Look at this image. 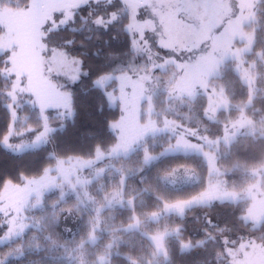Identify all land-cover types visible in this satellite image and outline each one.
I'll return each instance as SVG.
<instances>
[{"label":"rangeland","instance_id":"obj_1","mask_svg":"<svg viewBox=\"0 0 264 264\" xmlns=\"http://www.w3.org/2000/svg\"><path fill=\"white\" fill-rule=\"evenodd\" d=\"M259 2L260 0H123V11L127 12L130 17L129 25L126 28L136 37V57L151 56V64L148 67L162 66V62L173 63L168 60L172 53L165 51L166 49H174L176 52L186 50L183 51V55L180 57L182 63H178L175 68L170 67L167 72L156 73L155 75L151 71L146 72L142 70L145 61L140 59L132 62L130 69L132 75H120L118 77L121 92L116 99L121 101V106L125 110V119L112 123V125L119 126L116 130L119 131L122 128L123 134L129 138L137 135L138 125L141 123L136 119V115L140 112L142 106L140 86L145 85L149 92L153 93V85L158 83L160 87L156 88L153 93L154 102L156 104L155 98L163 97L165 103L162 109H159L156 104V111L167 112L168 119L175 121L169 132L158 135L167 136L172 134L173 131L179 137L185 139L199 135L200 140H193V143L202 145L203 152L214 155L213 167L217 170L214 179L227 181L224 176L226 170L219 164V158L225 151L224 147L230 146L241 135L264 136V120L261 119L258 122L247 113L258 92L262 90L260 84L264 80V51L252 54L257 41V29L261 26ZM84 3L85 0H32V7L29 10H18L0 5V27L2 28L0 59L5 65L3 74L11 81L9 90H15V95L18 98L14 107L19 117H21V112L25 106L36 108L30 103L34 98L51 100L53 106H60L64 103L61 85L66 82L64 80L65 76L75 74L72 58L76 55H66L64 46L58 45L56 36L63 29L69 26L73 27L80 22L76 15ZM250 3L253 5L251 8L248 7ZM73 16L76 17L74 24L71 22ZM65 25L67 26L65 27ZM141 35L146 36V40H141ZM149 46L151 51H149ZM225 47L228 48L227 56L224 62L219 65L218 74L209 77V91L212 87H215L218 91L223 87L229 100L226 106H221L218 114L223 110L231 111L233 108L237 110V114L234 119L226 124L223 137L218 138L220 143L217 148L215 144L208 142L212 138L202 135L199 129L197 133V129L187 126L183 123L184 120L178 118L179 115L188 116L192 109L189 107L188 98L185 96L184 102L181 104L177 99H172L169 102L165 99V95L168 81L173 76L183 83L200 79L209 70L210 65L207 61H201L199 64L196 61L201 57H206L209 53H213L216 59H219L220 51ZM214 49L217 51L214 52ZM68 52L70 53V51ZM157 53H159V56ZM237 65H239L240 71H237ZM76 67L78 68V64ZM231 69L241 79V73L244 70H248L250 75L255 78L251 85V88L254 89L251 102L248 99L246 102L232 104L227 93V86L223 82V76L227 75ZM157 76L160 77L158 81ZM146 77H151V81L144 79ZM242 81L249 87L250 93L249 83L243 79ZM8 91L2 92L3 97L1 100H4L5 97V106L12 103L6 94ZM197 91L199 92L198 100L204 98L207 103V97L203 91L199 88H197ZM155 118L154 116L153 119ZM18 121L19 119L16 123ZM18 127L16 125L15 131L8 132L13 137L11 144H4L13 151H20L23 145H26L29 141L14 142ZM150 137L151 134H149ZM226 138L231 142H226ZM134 148L135 152L130 154L128 158L123 155L116 158L109 151L104 155L99 154L94 159L68 160V162L64 161L62 165L58 160L57 165L49 167L52 169L50 173L47 171L48 168L40 176L25 178L24 184L20 186L7 182L3 196L0 199V202H3V210L5 213L13 211L17 214L19 219L14 227L29 223L33 227L29 229V234L23 239L14 240L12 245L6 243L4 251L15 252L23 244V256L30 257V254L37 249L41 251L46 246L56 248L55 241H57L65 253L63 264H79L81 260L84 261V264H99V260L96 259L105 254L106 250L103 254L100 253L96 259L88 261V253L93 251L90 246L85 245L82 241L74 250L67 248L65 237L70 239V237L78 236L80 216L77 214V209L83 208L84 212L89 214L88 223H94L97 219L94 215L95 210L103 205L106 211L99 219L102 224L106 221L109 222L108 219L113 216V208L118 207V205L113 202L111 208L107 207L106 201L100 198L104 195L103 187H107L109 181L115 182L113 178L114 169H131L137 165L136 153L140 151V146L134 145ZM89 160L91 161L90 164L87 163ZM60 168H62L63 175H71V183L77 185L80 191L79 198L76 196V189L70 191L71 185L63 180V175L58 173L57 170ZM102 168H108L109 175L105 176L103 180L95 182L94 186L92 184V195L90 197L87 195L89 189L85 181L95 177ZM250 173L255 179L252 180L251 178L249 184L243 188H237L236 186H230L227 181V190L230 193L240 194L239 201L244 202L247 207L244 218L252 222L254 227H258L261 223H254L248 218V207L264 199L261 196V193H264V163L252 168ZM51 175L57 176L56 183L62 185V191H44L41 189V184L47 182L48 177ZM114 188L108 190V192L113 191ZM41 196L44 203L39 206L37 201ZM71 197L78 199V202L76 201L73 207L64 210V214L59 217L58 223L62 230L61 235L64 236V242L53 237L55 231L49 235L52 240L48 239V236L43 237L44 225H50L46 215L47 205L50 204L52 207L55 205L53 208H57L65 205ZM232 198L235 199L236 197L233 196ZM25 214L28 215L27 221L24 220ZM257 214L264 215V206L259 208ZM52 219L53 223L57 224L55 223V217H52ZM147 226L141 225L138 231L149 237L163 231L165 228L169 231L173 229L160 226L156 232H151ZM87 228H89V225ZM109 230L106 228L104 232H109ZM99 238L97 236L96 239ZM72 241L76 242L79 239H72ZM250 242L244 240L238 243L235 242L236 245L234 244V248L230 250L229 256L231 259L228 263L264 264V248H261L257 242L254 246ZM105 243V247L109 249L108 245L111 242L105 241ZM194 246L195 244L191 242L189 249L182 250L187 251ZM107 251L113 253L111 250ZM153 258L154 260L155 258L165 259L162 254H157V251H155ZM106 259L109 261L110 256ZM28 261V263L32 262L31 259ZM136 262L137 264H145V261L138 260ZM39 264H42L41 260Z\"/></svg>","mask_w":264,"mask_h":264},{"label":"trees","instance_id":"obj_2","mask_svg":"<svg viewBox=\"0 0 264 264\" xmlns=\"http://www.w3.org/2000/svg\"><path fill=\"white\" fill-rule=\"evenodd\" d=\"M32 0H0L2 7H10L18 10H29L32 7ZM124 3L117 4L116 15L117 21L109 28L107 32L97 30L93 26V19L100 12H104L105 6L89 5L92 9V15H89L87 8H81L77 13V18L80 21L77 25L67 27L58 33L56 41L58 45L64 46V41H72L71 47L68 49L72 55L82 56L84 67L93 75H98L106 71L114 63H118L126 70H130L133 62V57L137 55L135 50L128 46V34L126 26L129 25L130 17L127 12L123 11ZM261 26L257 29V41L254 47V53L264 51V0H260L258 4ZM85 18L84 23L80 17ZM107 23V16L105 17ZM75 29V31H72ZM2 28L0 27V36ZM99 52V57L94 53ZM253 58L254 56L251 55ZM137 61L140 57H137ZM141 62V61H140ZM138 62V63H140ZM4 62L0 59V137L5 133L11 132L9 122L11 119L9 109L4 105V100H1L2 92L10 89L11 81L7 79L3 70ZM263 69V68H262ZM122 75H128L125 71ZM129 76V75H128ZM120 77V76H119ZM223 82L227 86L232 104L246 102L249 99V87L242 81L239 75L231 69L228 74L223 76ZM262 90L249 106L247 113L256 121L264 120V80L260 84ZM71 88V86H70ZM89 88L88 80H84L80 85H77L72 91L76 96L77 117L76 123L73 125L68 123V129L65 133L57 132L52 137V142L46 148L39 152L25 151L24 155H13V150H9L4 144L0 145V199L3 196L4 187L7 182H12L17 186L24 184L25 178L36 177L42 175L49 167L57 165V161L47 159L49 152H57L62 155L70 156L69 161L94 159L99 154H106L110 151L109 146H114L116 141L113 131H110V124L117 122L121 115L120 111L115 109L105 108L103 112H98L96 105L102 99L99 94L92 96H84L82 93ZM159 109L164 108L163 97L155 98ZM206 104V100L201 98L197 102V106L192 108L188 116L179 115L178 118L184 120L187 126L201 130V134L212 139L223 137L225 127L228 122L235 118L237 110H223L218 114L216 123H210L203 118L200 113L199 105ZM36 108L25 106L21 112V117L16 123L18 131L25 128L27 123L37 124ZM28 120L24 121L23 118ZM262 120V121H263ZM54 126L60 121L55 120ZM94 133L89 137L88 133ZM30 137L15 138L14 142L29 140ZM151 139V137L149 138ZM96 148V154H93V149ZM103 149V151L101 150ZM224 154L219 158V164L226 170L225 178L230 186L243 188L255 178L250 173L252 168L258 167L264 163V136H254L250 134L239 136L230 146L224 147ZM68 162V160H65ZM138 164V161H136ZM197 163H200L197 159ZM57 163V164H56ZM200 174L204 176L207 182V170L201 164ZM109 179V178H107ZM137 177L129 176V187L134 190L148 187V184H136ZM94 186V184H93ZM92 186V187H93ZM115 187V182H108L107 190ZM201 190V185H191L182 190H171L161 187L159 194L168 199L186 198ZM156 191L154 182L152 188L148 192H144L142 199L145 201L148 208L157 206V202L151 199V195ZM58 194V193H57ZM78 199L69 198V201L63 205L53 208L50 204L47 205L46 215L50 221V225H44L43 237L48 236L52 240L53 237L64 242V236L61 235L62 230L58 224L53 223L52 217L62 216L66 208L74 206ZM246 205L244 202L239 203H216L212 207H192L186 211L183 218L173 216L171 219H165L161 224L155 226H147L149 231L156 232L160 226L175 228L179 225L181 233L179 237L173 235L167 241L168 257L154 260L156 248L154 242L141 231L122 232L117 231L122 225L128 224L129 213L121 209L119 206L113 208V216L108 221L103 223V231H97L99 239H89V214L84 212L83 208L77 209V214L80 216L78 236L65 237L66 247L76 249L83 241L85 245L90 246L91 250L88 253L87 260L96 259L100 253L106 250H111L110 264H130L129 257L138 261H145V264H230V250L234 248L235 242L241 240L254 241L260 244L264 239V223L254 227L253 223L244 218L246 213ZM114 218V219H113ZM211 220V224L208 223ZM110 229L109 232H104ZM57 230H59L57 232ZM58 233V235H56ZM60 233V234H59ZM114 235V236H113ZM72 239H79L73 242ZM82 239V240H81ZM178 239L191 241L195 246L187 251L182 250L178 243ZM105 241L111 242V249L105 247ZM56 248L46 246L43 250L38 249L30 254V257L23 255L15 262V264H63L65 253L57 241ZM236 245V244H235ZM46 257V259H45ZM31 259V263H28ZM96 260H99L96 259Z\"/></svg>","mask_w":264,"mask_h":264},{"label":"snow or ice","instance_id":"obj_3","mask_svg":"<svg viewBox=\"0 0 264 264\" xmlns=\"http://www.w3.org/2000/svg\"><path fill=\"white\" fill-rule=\"evenodd\" d=\"M123 0H85L82 8H87L89 15H92V9L88 8L89 4L105 6L104 12H100L93 19V26L97 30L107 32L109 28L117 21L116 5L122 3ZM248 7L251 8L253 5L250 3ZM107 16V23H105V17ZM82 23L86 22L83 16L80 17ZM73 24L76 22V17L73 16ZM67 25H65L66 27ZM75 31V29H72ZM141 40H146V36L141 35ZM64 51L66 55H71L68 49L72 45V41H64ZM128 46L130 49L135 50L136 48V37L134 34H128ZM176 52L174 49H166L165 51L171 52L172 55L168 58L173 63L162 62V66H152L151 56L141 57L145 61V65L142 66V70L151 71L153 75L156 73L167 72L169 68H175L178 63H182L180 57L183 55V51ZM149 51H151L149 46ZM217 51L216 49L213 50ZM242 51V50H238ZM228 53V48L225 47L220 51L219 59L209 53L206 57H201L196 61L199 64L201 61H207L210 65L209 70L205 72L202 77L198 80H193L189 83H183L175 79L168 81L166 89L165 99L171 102L172 99H177L183 104L184 97L186 96L189 100V107L194 108L197 106L199 92L197 88L201 89L204 95L207 97V103L199 105L200 113L203 118L207 119L210 123H216L215 117L218 114L221 106H226L229 103L225 95L223 87L218 91L215 87H212L209 91V77L214 74H218L219 65L224 62ZM99 57V52L94 53ZM159 56V53H157ZM73 71L74 75H67L64 77L66 82L62 83L61 94L64 97V103L60 106H53V102L47 99L34 98L32 103L36 109V120L37 124L27 123V126L20 131L16 132V138L19 140L20 137H30L28 143L23 145L20 151H13V155L22 156L25 150L30 152H39L46 148L49 143L52 142V137L57 133H65L68 129V123L71 122L73 125L76 123L77 107H76V96L74 89L77 85H80L84 80H88L89 88L83 91L84 96H92L98 93L102 99L97 103L96 109L98 112H103L105 108L115 109L120 111L121 115L118 119L123 121L125 119V110L121 106V101L116 99L118 94L121 92L119 87L118 77L125 71H128V75H132L131 70H126L121 67L120 64L114 63L106 71L101 72L98 75H93L88 69L84 67V60L82 56H73ZM137 57H133V61H136ZM78 64V68L76 65ZM237 71H240L239 65H237ZM243 80H246L250 85L249 102L254 94V89L251 88L254 82V77L250 75L248 70H244L241 73ZM151 81V77L144 78ZM157 81L160 79L156 77ZM71 85V88L69 87ZM141 109L137 113L136 119L141 123L138 125L139 131L135 137H127L123 134V129L119 131L116 129L117 125L110 124V131L114 132L116 143L110 147L112 156L119 158L123 155L128 158L130 154L135 152L134 145L140 146V151L136 153L138 164L131 169H114L113 178L115 180V188L113 191L108 192L107 187H103L104 195L100 197L106 201L107 207L111 208L113 202L117 204L121 209L126 210L129 213L128 224L122 225L117 231L132 232L140 230L141 225L155 226L161 224L165 219H171L173 216L177 218H183L186 211L192 207H212L216 203H239L240 194L230 193L227 190V181H220L214 179L217 170L213 167L214 155L208 152L202 151V145L193 143V140L199 141V135L193 138H181L175 131L167 136H160L165 132H169L171 126L175 124V121L168 119L167 112H157L156 104L154 102L153 93L156 88L160 87L158 83L153 85V93H150L145 85H141ZM23 91V89H21ZM11 102L6 105L10 112L9 127L15 131L16 121L20 119L18 112L15 110L14 104L18 98L15 95V90H9L6 93ZM178 94V95H177ZM147 106L146 108L144 106ZM156 117L153 119V117ZM24 121L28 118L24 117ZM59 120L60 122L54 126V121ZM146 121V122H144ZM197 129V133H198ZM151 134V139H149ZM94 133L89 132L88 136H93ZM13 137L8 133H5L3 137H0V145L11 144ZM210 144H215L218 148L219 139H209ZM226 142H231L226 138ZM11 151V149H9ZM103 151V149H101ZM93 154H96V148L93 149ZM47 159L53 160L54 162L59 159L62 165L65 160H69L70 156L62 155L57 152H49ZM110 158V157H106ZM197 159L200 163H197ZM91 163V161H87ZM207 170V182H205L204 176L200 174V167ZM51 168L47 171L50 173ZM59 174L63 175L62 168L57 170ZM109 175L108 168L100 169V172L93 178L85 181L88 187L87 195L91 197V186L97 181L103 180L105 176ZM137 177L136 184L145 185L148 187L134 190L129 187V176ZM63 180L68 182L71 187L70 191L76 189L77 198L80 197V191L77 185L71 183V175H63ZM57 176L51 175L48 177L47 182L41 184V189L44 191L61 190L62 185L57 184ZM153 182L156 191L152 193L151 199L157 202V206L148 208L145 201L142 199L143 193L148 192ZM193 184L201 185V190L194 193L193 195L186 198L179 199H168L159 194L161 187L171 190H182L185 187H189ZM236 198L233 199L232 197ZM264 197V193H261ZM44 203L43 197L37 201V205L42 206ZM3 202H0V264H15L21 255H23V244L20 245L15 252L4 251V246L7 243L12 245L14 240L23 239L29 234V229L33 227L31 223L20 224L19 227H14L16 221L19 219L17 214L13 211L5 213L2 206ZM261 206H264V199L257 201L256 204L248 207V218L254 223H264V215H258L257 212ZM55 207V205H53ZM106 208L101 207L95 210V222L89 223L88 236L89 239L95 240L97 238V231H103V224L99 217L103 216ZM114 219V218H113ZM24 220H28V215L25 214ZM55 223H59V217L55 216ZM211 224V220H208ZM181 229L179 225L169 231L165 228L161 232L150 236V239L154 242L157 254H162L165 258L168 257L167 241L175 235L179 237ZM178 243L182 249H189L191 247V241H184L178 239ZM251 245L254 246L255 242L251 241ZM112 244L108 245L111 249ZM260 247L264 248V239L260 241ZM247 251V249H245ZM110 251H106L105 254L99 256V264H110L106 257L110 256ZM130 264H137L136 260L131 257L128 258ZM231 259V258H230ZM79 264H84L81 260Z\"/></svg>","mask_w":264,"mask_h":264}]
</instances>
